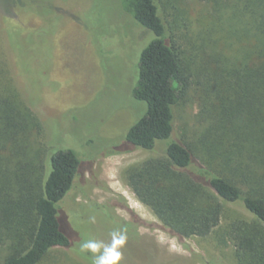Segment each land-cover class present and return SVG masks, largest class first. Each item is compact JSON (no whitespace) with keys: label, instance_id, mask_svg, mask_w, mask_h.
<instances>
[{"label":"trees","instance_id":"1","mask_svg":"<svg viewBox=\"0 0 264 264\" xmlns=\"http://www.w3.org/2000/svg\"><path fill=\"white\" fill-rule=\"evenodd\" d=\"M168 1L125 0L135 21L154 34L140 53L131 91L145 108L124 134L100 139L101 151L158 153L126 179L179 238L208 236L223 202L243 206L252 218L236 217L226 228L235 260L264 264V0H206L211 11L201 8L208 18L201 44L212 40L220 50L205 58L184 55ZM191 90L199 128L173 138L176 107ZM43 130L14 88L0 83V264H38L54 247L79 249L87 240L81 234L74 242L65 211L83 157L70 147L46 153ZM83 254L98 264L95 253Z\"/></svg>","mask_w":264,"mask_h":264},{"label":"rangeland","instance_id":"2","mask_svg":"<svg viewBox=\"0 0 264 264\" xmlns=\"http://www.w3.org/2000/svg\"><path fill=\"white\" fill-rule=\"evenodd\" d=\"M23 1L0 0V83L7 81L41 120L46 153L70 147L83 157L65 211L74 242L81 234L87 240L79 249L54 247L38 264H94L83 252L103 264H237L226 228L236 217L252 218L243 206L223 202L220 223L208 236L179 238L126 179L131 168L158 153L102 152L100 139L124 134L144 114L131 91L140 53L154 34L135 21L125 0ZM168 2L184 55L205 58L220 50L212 40L201 44L208 19L201 8L211 11L206 0ZM190 94L176 107L173 138H189L199 128Z\"/></svg>","mask_w":264,"mask_h":264},{"label":"clouds","instance_id":"3","mask_svg":"<svg viewBox=\"0 0 264 264\" xmlns=\"http://www.w3.org/2000/svg\"><path fill=\"white\" fill-rule=\"evenodd\" d=\"M98 264H103V258H100V260L98 261Z\"/></svg>","mask_w":264,"mask_h":264}]
</instances>
